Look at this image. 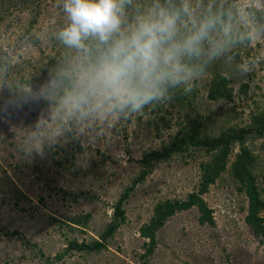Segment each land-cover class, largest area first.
I'll list each match as a JSON object with an SVG mask.
<instances>
[{"label":"rangeland","instance_id":"obj_1","mask_svg":"<svg viewBox=\"0 0 264 264\" xmlns=\"http://www.w3.org/2000/svg\"><path fill=\"white\" fill-rule=\"evenodd\" d=\"M136 1L130 24L137 9L153 3ZM191 3L198 16L209 6L219 13L226 8L235 41L220 57L195 62L198 75L179 84L192 85L191 115H200L211 134L244 126L264 107V0ZM63 4L0 0V264H264V236L254 235L245 222L247 198L227 172L203 194L213 224L200 223L195 206L176 212L156 232L153 253L141 257L147 239L140 225L148 222L158 201L184 199L197 189L199 163L209 154L199 148L153 160L139 178L143 154L167 145L190 110L177 102L171 106L167 98L140 111L77 108L71 74L83 54L58 38L69 23ZM253 30L255 39H239ZM214 66L230 81L231 101L206 97ZM246 144L257 154L264 197V134L248 137ZM237 149L235 144L233 152ZM126 188V221L107 247L68 249L69 241L98 238ZM87 214L86 224L75 221Z\"/></svg>","mask_w":264,"mask_h":264},{"label":"clouds","instance_id":"obj_2","mask_svg":"<svg viewBox=\"0 0 264 264\" xmlns=\"http://www.w3.org/2000/svg\"><path fill=\"white\" fill-rule=\"evenodd\" d=\"M132 3L64 0L69 23L58 38L83 54L71 74L75 89L71 99L77 108L140 111L153 101L171 100L169 86L188 83L198 75L200 69L191 61L205 55L209 60L218 58L235 42L231 19L225 20L211 6L198 16L191 0H153L147 10L137 9L130 24L127 9ZM217 31L222 36H215ZM256 35L253 30L239 39L251 40ZM191 91L188 84L184 93Z\"/></svg>","mask_w":264,"mask_h":264},{"label":"trees","instance_id":"obj_3","mask_svg":"<svg viewBox=\"0 0 264 264\" xmlns=\"http://www.w3.org/2000/svg\"><path fill=\"white\" fill-rule=\"evenodd\" d=\"M151 1L153 2V0ZM137 4V1L133 0L132 5L127 9L129 22L132 20L133 12L136 10L134 6ZM221 13L224 14V18L228 16L226 8H223ZM94 54L95 50L93 51ZM197 61L194 60L192 63L196 64L195 62ZM199 61H204V64H206L207 56L201 57ZM50 62L52 66H55L57 61L55 58H52ZM215 70L214 66V72H212L208 80L206 97L210 101H231L233 94L232 87L229 85V79ZM52 74L54 78L58 76L53 70ZM185 88V86L180 87L179 85L174 87L169 86L167 96H170L172 99L168 102L171 106L176 102L182 106L185 105L190 110V116L186 119L184 127L171 136L167 145L162 146L158 150H151L143 154L140 159L142 168L140 169L139 178L142 179L150 171L153 160H166L174 154L187 153L199 148L205 149L209 154V158L199 163L200 176L195 191L188 193L184 199L173 198L158 201L153 207V212L148 222L140 225L139 233L144 239H147L143 243L144 252L141 254L142 258L150 256L153 253L157 243L156 232L176 212L195 206L199 212V222L202 224H213L212 211L203 199V194L225 172L230 174L236 182L238 190L244 192L247 198L245 222L251 227L254 235L264 236V216L262 214L264 211V197L257 181V154L246 144L248 137H258L264 134V107L254 113L246 125L227 126L218 133L211 134L207 132L205 127L203 128V123L201 122V118H199L200 115H191V105L194 104V101L189 93H184ZM235 144L238 145V149L234 153ZM232 155L233 157L231 158ZM129 190V188H126L113 204L112 217L98 238L91 241H69L67 243L68 249L86 252L105 249L108 239L126 221L123 202L128 196ZM88 216L87 214L82 219L79 218L75 221L86 224Z\"/></svg>","mask_w":264,"mask_h":264}]
</instances>
